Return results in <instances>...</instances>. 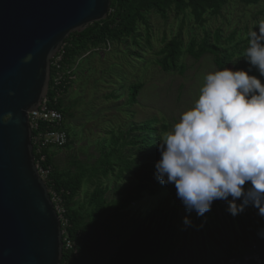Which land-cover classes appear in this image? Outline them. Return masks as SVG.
Instances as JSON below:
<instances>
[{
	"label": "trees",
	"instance_id": "obj_1",
	"mask_svg": "<svg viewBox=\"0 0 264 264\" xmlns=\"http://www.w3.org/2000/svg\"><path fill=\"white\" fill-rule=\"evenodd\" d=\"M236 1L249 6L261 0H111L110 12L105 19L90 24L82 32H73L65 39L59 52L62 54L60 71L64 72L63 79L59 84L55 81L58 70L52 63L47 97L66 119L70 113V109L66 110V96L73 85L70 77L76 73L78 57L92 49H106L114 42L140 48L141 27L145 30L146 44L152 46L149 23L152 14L167 19L169 12L180 16L189 11L204 26L207 16L221 15L225 7ZM253 27L245 29L249 31ZM237 33L238 26L227 37L222 27L218 26L214 31L204 27V35L192 38L186 47L181 31L169 39L164 35L163 46L156 51L154 62L163 71L184 74L186 67L180 63L183 53L195 60L210 54L219 69L232 67L233 70L248 71L249 62L243 57L248 42H235ZM249 75H256L264 83V77H260L255 68ZM142 86V83L131 86L129 104L137 103ZM155 125L148 121H133L126 129L123 126L125 130H121L119 136H114L113 131L110 136L116 138V145L105 144L98 151L99 156L90 172H86L88 164H81L77 157L76 160L71 158L65 168H60L53 151L57 147L48 146L38 151L34 144L36 163L50 169L44 178L50 196L52 199L59 197L60 200H53L54 204L64 208L61 214L64 230L61 264H218L223 259L244 258L255 252L260 255V264H264V237L258 234L264 229V217L258 214L257 208L250 204L233 216L227 210L226 201L215 200L210 211L198 216L195 211L186 210L176 196L173 184L159 182L155 174V163L160 158L158 145L160 137L169 129L166 124ZM50 129L49 124L41 123L33 130V135ZM93 173L101 180L94 182L96 186L87 194L86 202H80L77 197L84 182L92 180ZM123 178L128 181L127 187L118 197L109 198V183L117 186ZM146 196L153 198L152 208L143 218L130 207ZM185 217L191 220V226L184 225ZM159 234L161 237L155 240ZM65 238L73 243L71 248L66 246ZM251 264L259 263L251 261Z\"/></svg>",
	"mask_w": 264,
	"mask_h": 264
},
{
	"label": "water",
	"instance_id": "obj_2",
	"mask_svg": "<svg viewBox=\"0 0 264 264\" xmlns=\"http://www.w3.org/2000/svg\"><path fill=\"white\" fill-rule=\"evenodd\" d=\"M111 0H0V264H61L60 215L35 157L29 113L47 97L65 39Z\"/></svg>",
	"mask_w": 264,
	"mask_h": 264
},
{
	"label": "rangeland",
	"instance_id": "obj_3",
	"mask_svg": "<svg viewBox=\"0 0 264 264\" xmlns=\"http://www.w3.org/2000/svg\"><path fill=\"white\" fill-rule=\"evenodd\" d=\"M207 18L202 26L189 11L180 16L169 12L167 19L155 13L149 21L152 46L146 44L145 30L141 27L143 37L140 38V48L132 44L119 45L114 42L106 49H92L77 58L73 85L68 97L66 96V104L69 107H66V110L70 109L65 119L69 143L53 149L60 168H65L70 164L71 158L76 160L77 157L81 164H88L86 172H90L99 156L98 151H101L105 144L114 147L117 142L113 135L119 136L121 130H125L133 121H148L157 127L166 124L171 130L180 113L190 107L198 97L205 74L219 68L210 54L195 60L183 53L180 63L186 67L184 74L163 71L154 60L157 57L156 51L163 46L164 35L169 39L181 31L186 47L192 38H201L204 35V27L213 31L218 26L222 27L227 37L238 26L235 42H248L250 30L246 31L245 27L256 26L259 29L256 24L264 20V0L249 6L238 1L232 2L223 9L221 15ZM136 83H142L143 86L139 91L137 103L129 104L131 86ZM113 131L114 134L110 136ZM93 175L91 181L84 182L77 197L80 202H86L87 194L96 186L94 182L101 180L96 173ZM127 184L125 178L120 180L117 186L110 182L107 196L118 197ZM152 200L153 198L146 196L135 201L130 208L138 216L145 218L146 212L152 208ZM160 237L161 234L155 240Z\"/></svg>",
	"mask_w": 264,
	"mask_h": 264
},
{
	"label": "clouds",
	"instance_id": "obj_4",
	"mask_svg": "<svg viewBox=\"0 0 264 264\" xmlns=\"http://www.w3.org/2000/svg\"><path fill=\"white\" fill-rule=\"evenodd\" d=\"M256 25L243 53L249 70L205 74L198 97L160 137L156 178L173 184L186 210L198 216L223 200L233 216L251 204L264 217V83L249 75L255 68L264 77V20ZM191 223L184 218L186 227ZM258 234L264 237V229Z\"/></svg>",
	"mask_w": 264,
	"mask_h": 264
},
{
	"label": "built area",
	"instance_id": "obj_5",
	"mask_svg": "<svg viewBox=\"0 0 264 264\" xmlns=\"http://www.w3.org/2000/svg\"><path fill=\"white\" fill-rule=\"evenodd\" d=\"M52 63L57 68V73L55 75V81L59 84L61 80L63 79L64 72H61L60 69L62 67V54L58 53L53 59ZM72 72V71H71ZM69 72V73H71ZM73 78V75L70 77ZM57 99L55 98V101ZM29 123L32 128L38 129L39 125L41 123H47L51 127L49 131L46 133L40 132L37 135H33V143L37 144L38 151L42 148L53 146V147H63L65 146L69 141V135L68 130L65 127V117L63 112H61L59 109L52 106V103L48 97L44 98L43 102L39 105V107L32 113H29ZM44 159V156L42 157V160ZM39 172L43 178H45L48 174L50 169L45 168L44 166H39L37 163ZM52 200H60L59 197L55 196ZM54 202V201H53ZM60 218L62 220L61 214L64 212V208L61 205L55 206ZM64 232V230H63ZM63 240H64V234H63ZM67 244L66 246L68 248H71L73 246V243L71 240H67L65 238ZM251 261H254L256 263H261V258L258 253H253L249 255H245L244 258H230L228 260L223 259L218 264H251Z\"/></svg>",
	"mask_w": 264,
	"mask_h": 264
}]
</instances>
